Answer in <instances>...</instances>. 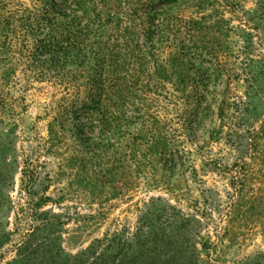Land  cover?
Listing matches in <instances>:
<instances>
[{"label": "rangeland", "instance_id": "rangeland-1", "mask_svg": "<svg viewBox=\"0 0 264 264\" xmlns=\"http://www.w3.org/2000/svg\"><path fill=\"white\" fill-rule=\"evenodd\" d=\"M103 3L127 25L173 4L154 48L131 30L133 53L92 111L23 37L2 51L0 264H24L18 249L264 264V0Z\"/></svg>", "mask_w": 264, "mask_h": 264}, {"label": "trees", "instance_id": "trees-1", "mask_svg": "<svg viewBox=\"0 0 264 264\" xmlns=\"http://www.w3.org/2000/svg\"><path fill=\"white\" fill-rule=\"evenodd\" d=\"M172 4L142 11L135 25H127L104 10L103 0H48L40 10L28 12L0 1V64L13 60L1 58L6 43L13 47L23 37L33 54L49 57L56 82L65 87L74 82L76 91L85 93L90 106L86 108L92 111L91 106H99L110 94L107 86L116 87L119 72L133 53L129 42L135 34L131 30L137 31V41L154 48L163 39L164 11ZM162 6L165 9L161 10ZM157 253L158 249H87L66 256L56 251L18 249L17 256L24 264H159Z\"/></svg>", "mask_w": 264, "mask_h": 264}]
</instances>
